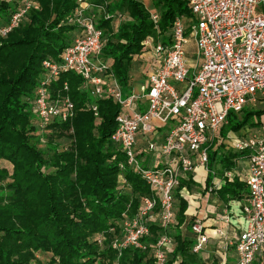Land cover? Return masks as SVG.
Returning a JSON list of instances; mask_svg holds the SVG:
<instances>
[{"label": "trees", "instance_id": "trees-1", "mask_svg": "<svg viewBox=\"0 0 264 264\" xmlns=\"http://www.w3.org/2000/svg\"><path fill=\"white\" fill-rule=\"evenodd\" d=\"M30 1L38 8L28 10L17 28L0 37V264H40L37 253L50 255L46 264H154L152 247L164 232L157 224L149 225L150 235L142 240L144 250L129 247L118 256L111 247L122 218L135 216L141 200L151 196L138 174L128 166L119 168L125 157L111 141L118 106L110 97H93L81 77L63 73L50 85L51 98L67 96L74 115L43 131L37 125L33 101L43 77L42 63L60 62L78 35L69 21L77 4L76 0ZM22 2L0 1V25ZM91 5L96 26L103 31L99 60L109 63L108 74L124 96L134 90L132 78L142 42L158 36L164 40L177 17L186 26L193 19L183 0H152L159 14L158 35L140 0H91ZM258 102L256 109L229 112L219 141L206 145L207 186L213 173L223 178L225 172L236 171V161L246 158V152L226 149L224 142L229 135L244 138L259 127L264 98ZM188 182L182 180L179 190ZM218 194L227 203L247 200L249 193L237 175L232 181L223 178ZM175 200V225L165 231L175 248L166 264L177 259L176 264H205L192 252L195 240L180 234L188 201L178 193ZM192 224L191 220L189 231ZM97 235L103 236L101 245ZM211 264L219 262L214 258Z\"/></svg>", "mask_w": 264, "mask_h": 264}, {"label": "built area", "instance_id": "built-area-1", "mask_svg": "<svg viewBox=\"0 0 264 264\" xmlns=\"http://www.w3.org/2000/svg\"><path fill=\"white\" fill-rule=\"evenodd\" d=\"M183 1L192 15L191 24L186 26L182 18H175L164 40L158 36L159 14L150 12L158 37L142 42L138 59L146 67L139 93L133 90L124 99L117 81L108 74L109 63L99 60L103 31L96 26L91 0H76L69 21L78 35L60 62L42 63L43 77L33 101L41 131L55 121L70 120L74 115L71 100L67 96L52 99L49 89L61 74L69 72L82 78L83 87L93 97H110L118 106L111 141L125 157L119 168L130 167L148 185L151 196L141 200L135 216L122 218L111 247L118 256L129 247L144 250L142 240L150 235L149 225L157 224L164 232L152 247L154 264H166L175 248L165 231L175 225L176 193L185 196L186 188L179 190L180 182L197 169L208 174L206 145L226 124L229 112L240 113L264 98V0ZM37 8L36 3L23 0L8 22L0 25V37L17 28L28 10ZM191 47L195 60L189 64ZM62 88L67 90V84ZM140 104H146L144 112ZM92 110L96 116V107ZM165 127L168 130L161 134ZM228 149L246 152L243 182L249 194L240 210L244 224L234 237L227 236L225 227L232 225V214L225 212V227L215 228L213 238L218 241L219 264H253L264 253V137L257 133L234 137ZM236 176L234 171L223 174L228 181ZM119 180L123 184L122 177ZM220 187V182L214 185V189ZM191 232L192 252L200 254L210 236L199 221L192 224ZM96 241L101 245L103 236L97 235ZM231 251L234 261L228 262Z\"/></svg>", "mask_w": 264, "mask_h": 264}, {"label": "crops", "instance_id": "crops-1", "mask_svg": "<svg viewBox=\"0 0 264 264\" xmlns=\"http://www.w3.org/2000/svg\"><path fill=\"white\" fill-rule=\"evenodd\" d=\"M142 63V60L137 59V67L135 68L134 72L139 69ZM259 122V127L253 128L249 132V135L252 133H257L260 136L264 137V115L260 117ZM234 137H236V135H229V140H225L224 144L227 145L226 149H228V142ZM218 139L219 138L217 135L213 140L217 141ZM209 143H211V141ZM214 148H216V146ZM234 172L238 175L239 180L243 181L244 177L247 174V161L243 158L236 161V171ZM201 177L203 179L202 186L198 185ZM206 178L207 174L201 169H197L195 173L189 175L188 178L185 179L186 182L189 181L188 187H184L186 188L185 191H187V196H182V198L188 201L189 206L185 213V221L179 227L180 234L183 237L191 236L194 239V234L189 231L187 227L191 220L193 221V223L195 221L201 222L206 228L207 232L208 230H214L215 228H224L225 226L223 223V216L225 212H228L229 214H232V225H230V227H225V231L227 236L234 237V235L239 232L244 224L243 216L242 214H240V210L241 206L245 204L247 200H230L227 203H224L219 197L218 189H214L215 184H217L218 182H220L221 184L223 183L222 175L217 172L213 173L212 180L210 181L209 186H207L205 183ZM189 194H192V198L189 197ZM176 206L177 204L175 205V207ZM199 256L205 264H211L214 258L217 259L218 262L219 260L221 261L220 251L218 250V241L213 238V235L210 236L205 249L199 254ZM227 260L228 262L234 261L232 251L228 254ZM257 261L264 262V253L256 256L254 263Z\"/></svg>", "mask_w": 264, "mask_h": 264}, {"label": "rangeland", "instance_id": "rangeland-1", "mask_svg": "<svg viewBox=\"0 0 264 264\" xmlns=\"http://www.w3.org/2000/svg\"><path fill=\"white\" fill-rule=\"evenodd\" d=\"M142 3L144 4L145 8L151 12L154 10L153 8V5H152V0H141ZM156 11V10H154ZM157 12V11H156ZM158 13V12H157ZM97 19V17H96ZM195 60V57H194V54H193V48L191 47L189 52H188V63L191 64L193 63ZM146 67V65L144 63H142V65L139 67V69L137 71L134 72V75H133V80H132V85L134 87V91L136 93H139V87H140V83L142 81V74L144 72V68ZM180 88H184V86H180ZM126 98V96H124V99ZM258 101L254 104H250L249 106L251 108H254L256 109L257 106H258ZM248 107V106H247ZM139 108L141 110V112H144L145 109H146V104H140L139 105ZM168 130V127H165L163 128L162 130H160V133L163 134L165 133L166 131ZM204 177V176H203ZM201 180L199 181L198 185L202 186V182H203V179L202 177L200 178ZM183 193L185 194L186 191H183ZM186 196V195H185ZM189 197L192 198V194H189ZM208 225V223H207ZM207 234L209 236H212L213 235V230H208ZM50 258V255L48 254H40V253H37L36 254V262H39L40 264H46L48 262Z\"/></svg>", "mask_w": 264, "mask_h": 264}]
</instances>
